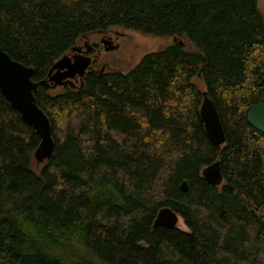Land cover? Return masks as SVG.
<instances>
[{"label":"trees","instance_id":"16d2710c","mask_svg":"<svg viewBox=\"0 0 264 264\" xmlns=\"http://www.w3.org/2000/svg\"><path fill=\"white\" fill-rule=\"evenodd\" d=\"M111 28L175 41L82 88L39 86L55 144L40 169V138L0 94V264H264V135L247 120L264 103L258 0H0V48L34 83ZM195 78L222 147L206 137ZM216 161L220 189L201 176ZM162 208L188 231L154 229Z\"/></svg>","mask_w":264,"mask_h":264},{"label":"water","instance_id":"95a60500","mask_svg":"<svg viewBox=\"0 0 264 264\" xmlns=\"http://www.w3.org/2000/svg\"><path fill=\"white\" fill-rule=\"evenodd\" d=\"M179 43L183 45L181 42ZM76 50V47H73L71 52ZM89 68V58L64 55L54 63L46 79L40 83H34L31 80L33 68L13 61L0 48V94L12 109L19 113L23 122L31 127L40 138V143L33 154L37 167L53 157L55 144L50 121L38 107L34 93L39 86L48 91L66 86L72 89L82 88L83 78ZM77 83L80 84L79 87L76 86ZM202 98L199 115L206 137L212 145L222 147L226 137L217 108L206 92L202 93ZM247 120L253 129L264 135V103L254 105L248 111ZM201 176L207 184L213 187H219L224 182L219 161L205 167ZM179 190L182 193L187 192L186 181L181 183ZM178 221L179 216L174 211L170 208H162L156 215L153 228L177 229Z\"/></svg>","mask_w":264,"mask_h":264},{"label":"flooded vegetation","instance_id":"af4514ba","mask_svg":"<svg viewBox=\"0 0 264 264\" xmlns=\"http://www.w3.org/2000/svg\"><path fill=\"white\" fill-rule=\"evenodd\" d=\"M132 41L133 37L121 32L119 28L97 31L81 37L75 45L77 50L70 51L67 55L90 59V68L85 77L90 73L99 76L106 72L123 73L117 65L125 60L121 54L127 51ZM113 54H119L120 58L114 57Z\"/></svg>","mask_w":264,"mask_h":264},{"label":"rangeland","instance_id":"374dc122","mask_svg":"<svg viewBox=\"0 0 264 264\" xmlns=\"http://www.w3.org/2000/svg\"><path fill=\"white\" fill-rule=\"evenodd\" d=\"M258 8L263 16L264 19V0H258ZM120 29V28H119ZM121 32H125L127 35L133 37V41L129 44V47L127 48V51L122 55V59H125L124 61L122 60L121 63L117 65L118 68H120V72H127L131 70L133 67H135L138 62L147 54L151 52H156L159 51L168 45H171L175 40L172 38H156L152 36H145L142 35L141 33L135 32V31H130V30H124L120 29ZM182 44V40L180 41ZM185 47L187 51H194L195 48L188 42H185ZM114 57L120 58L119 54H113ZM193 84L200 90L205 91V85L199 78L193 79ZM76 86H79L78 83ZM63 91V87L57 88L55 90L50 91L51 94L57 95L60 94ZM42 166L37 167L36 162L34 159L32 160V168L34 170L40 169ZM221 186H219L220 189ZM177 229L187 232L188 229L186 225L184 224L182 218L179 216V221L177 224Z\"/></svg>","mask_w":264,"mask_h":264}]
</instances>
